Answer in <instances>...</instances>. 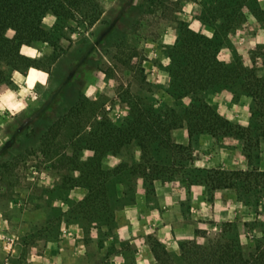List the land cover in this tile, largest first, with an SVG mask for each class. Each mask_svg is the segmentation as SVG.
<instances>
[{
  "label": "rangeland",
  "instance_id": "rangeland-1",
  "mask_svg": "<svg viewBox=\"0 0 264 264\" xmlns=\"http://www.w3.org/2000/svg\"><path fill=\"white\" fill-rule=\"evenodd\" d=\"M204 1L85 0V10L92 17L65 26L61 39L55 43L40 42L23 46L25 54L43 60L46 66L44 71L49 73V78L45 84L36 85L28 91L29 105L25 111L3 113L5 121L0 129V264H10L14 256L12 249L5 247L8 237H14V245L18 244L22 251V257H15L14 264H23L24 256L32 251L41 253L49 241H58L61 234L73 237L75 226L83 229V240L88 244L96 264H110L119 247L125 254H133L137 264L136 254L122 245V242L130 241L118 239L117 220L111 232L106 228L98 230L94 227L88 231L69 217L70 207L64 200L67 198L69 203L79 201L80 192L86 194V190L83 187L66 191L59 189L61 174L67 173V170L63 171L56 160L46 158L43 152L46 148L44 136L82 97L97 101L100 107L98 114L91 119L88 131L92 122L102 120L104 116L114 124L123 123L130 113L128 93L154 98L158 107L173 104V99L166 92L171 82L167 49L177 38L179 20L187 21L196 31L213 35V28L200 20ZM258 1L264 8V0ZM44 22L47 30L52 31L56 18L48 15ZM258 33L264 36V22L258 21L248 8H243L220 50L219 58L230 61L233 51H237L247 65H253L252 57L257 56L258 46L264 45L254 43L252 38ZM12 35L13 32H9V36ZM208 100L226 118L227 115L237 118L244 110L249 111L251 117V99L245 95L236 100L231 91L224 90L209 95ZM183 102L188 104L190 99L185 98ZM221 106L226 107V111L221 112ZM176 130L172 133V139L191 147L192 160L182 169L178 166L177 176L166 182L174 184V188L183 189L184 198L180 202L184 217L182 223L194 228L196 235L178 240L172 246L173 241L165 244L159 239L155 231L158 225L152 223L151 232L142 243L144 254L154 257L155 264H160L155 257L159 253L154 245L157 239L167 249V245H170L168 250L179 258L181 242L197 240L200 244H206L216 240L222 232L221 225L227 221L237 223L233 232L226 233L228 239L234 237V233H239L241 241L246 243L248 238L264 235V189L257 195H244L234 189L211 190L205 184H190L184 175V171L193 168L250 170L257 166L264 169V143L260 154L254 153L253 163H250L241 139L214 138L202 134L193 140L190 137L186 140L184 132L178 130L175 135ZM56 133L58 131L52 135ZM52 143L55 147L49 156L58 152L59 145V148L65 146L62 135ZM66 153L72 156L73 150L67 148ZM93 154L92 150H84L82 160H87ZM139 157L140 149L128 146L117 156L107 153L103 165L113 169L120 163L133 164ZM208 160L218 161L221 166L207 167ZM244 164L245 167H242ZM120 179L125 182H120ZM140 179L134 178L135 189L130 190L132 184L126 177H113L115 188L111 202L115 217L119 209L135 200ZM192 185L204 187V202L196 205L195 209L191 208L187 195ZM155 192L154 184L152 193L146 191L148 198L152 199ZM245 222L248 226L244 225ZM64 224H67V228L62 231ZM69 225H72V230ZM93 231L98 235L92 237ZM130 244L136 249L134 244ZM79 259L80 264H86L85 260ZM178 263L186 264L182 259H178Z\"/></svg>",
  "mask_w": 264,
  "mask_h": 264
},
{
  "label": "trees",
  "instance_id": "trees-1",
  "mask_svg": "<svg viewBox=\"0 0 264 264\" xmlns=\"http://www.w3.org/2000/svg\"><path fill=\"white\" fill-rule=\"evenodd\" d=\"M84 1L0 0V84L13 85L14 74L26 73L31 67L45 70L43 60L23 53V46L55 43L61 39L65 26L92 17L86 12ZM245 7L258 21L264 22V8L258 0H205L200 20L213 28L212 36L179 20L177 38L167 49L171 82L166 92L173 104L158 107L154 98L128 93L130 113L123 123L114 124L104 116L92 122L88 131L100 107L97 101L82 97L68 114L49 128L44 136V155L56 160L63 171L67 170L61 174L59 189L83 187L86 190L79 201L64 200L70 207L69 217L82 224L85 230L93 227L113 230L116 220L111 202L114 176L126 177L132 184L130 190L135 189L134 178H142L149 194L154 191L156 181L174 179L177 167L182 169L192 160L191 147L172 139L176 129H187L191 140L202 134L241 139L250 163H253L254 153L260 154L264 143V45L258 46L251 66L237 51H233L230 61L219 58L220 50ZM48 15L56 18L52 31L45 26ZM9 32L13 35L9 36ZM224 90L231 91L236 100L241 95L251 99L248 126L231 121L209 103V95ZM185 98L190 99L188 104H184ZM56 131L58 134L53 136ZM60 135L65 146L59 148V145L58 152L49 156L55 147L52 142ZM128 146L140 149L138 161L120 163L113 169L104 167L107 153L117 156ZM67 148L73 150L72 156L67 155ZM84 150H92L94 154L82 160ZM184 175L190 184H205L211 190L234 189L244 195H257L264 189V169L257 166L250 170L193 168L184 171ZM236 225L235 221L224 222L219 238L206 244L197 240L181 242L179 258L155 239L154 245L159 251L155 257L160 264H179L178 259L186 264H264V235L248 238L246 243L241 241L239 233L228 239L226 233L233 232ZM122 245L127 251H136L130 242H122ZM125 257L126 264H136L133 254H125Z\"/></svg>",
  "mask_w": 264,
  "mask_h": 264
},
{
  "label": "crops",
  "instance_id": "crops-1",
  "mask_svg": "<svg viewBox=\"0 0 264 264\" xmlns=\"http://www.w3.org/2000/svg\"><path fill=\"white\" fill-rule=\"evenodd\" d=\"M252 39L255 44L264 43V36L261 33L256 34ZM48 78V72L31 67L26 73L16 72L14 74L15 86L5 83L0 84V129L2 128V123L5 121L3 113L7 111H11L12 113L25 111L29 105V99L27 98L28 91L36 85L45 84ZM225 108L224 106L219 107L221 112L226 111ZM227 117L231 121H237L244 126H248L250 123L249 111H242L241 115L237 118L231 115H227ZM178 130H182L186 136V140H188L189 134L187 129L182 128ZM178 130H176L175 135H177ZM208 161L207 167L221 166V163L218 161ZM242 167H245V164ZM173 185L168 182L156 181V192L153 198L150 199L147 196L143 179H140L137 185L135 200L132 203L124 205L116 213V220L119 222L117 229L118 239L129 240L135 245L136 251L134 254H136L137 264H155L154 257L152 258L144 254V246L142 245L146 238L145 236L151 232L150 225L152 223L158 225L155 231L159 239L165 244L170 240L173 241L172 246L178 240L193 238L196 235L194 228L187 227L182 223L184 217L181 214L180 202L182 203L184 198L183 189L174 188ZM187 191L192 209H195L196 205L204 202L203 186L192 185ZM85 195L80 192L79 199H83ZM66 228L67 224H64L61 230L65 231ZM69 229H73L72 225H69ZM72 232L74 233L73 237L61 234L62 238L60 237L58 241L54 242L49 241L41 253L32 251L29 255L24 256L22 258L23 264H80L79 258L85 260L86 264H96L97 262L94 260L88 244L83 240V229L75 226ZM97 235L95 231L91 234L92 237ZM64 238L65 240H63ZM167 246L169 249L170 245ZM19 248L18 244L14 245L12 252L14 256L10 264H14L15 257H22V251ZM119 248L120 250H116L110 259V264H126L125 253L121 250V247Z\"/></svg>",
  "mask_w": 264,
  "mask_h": 264
},
{
  "label": "built area",
  "instance_id": "built-area-1",
  "mask_svg": "<svg viewBox=\"0 0 264 264\" xmlns=\"http://www.w3.org/2000/svg\"><path fill=\"white\" fill-rule=\"evenodd\" d=\"M15 241H16V239L14 237L13 238L8 237V241H7V243H5V247L8 249H12V252H13V247H14Z\"/></svg>",
  "mask_w": 264,
  "mask_h": 264
}]
</instances>
